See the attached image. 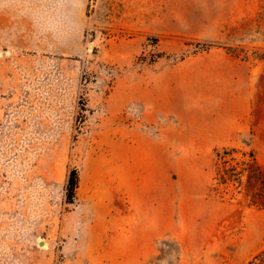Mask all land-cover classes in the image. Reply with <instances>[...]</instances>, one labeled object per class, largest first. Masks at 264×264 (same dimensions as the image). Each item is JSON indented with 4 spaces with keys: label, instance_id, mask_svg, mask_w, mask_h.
Segmentation results:
<instances>
[{
    "label": "rangeland",
    "instance_id": "obj_1",
    "mask_svg": "<svg viewBox=\"0 0 264 264\" xmlns=\"http://www.w3.org/2000/svg\"><path fill=\"white\" fill-rule=\"evenodd\" d=\"M80 3L65 48L0 35V264H87L112 235L147 264H264V208L212 181L223 146L264 168V0Z\"/></svg>",
    "mask_w": 264,
    "mask_h": 264
},
{
    "label": "crops",
    "instance_id": "obj_2",
    "mask_svg": "<svg viewBox=\"0 0 264 264\" xmlns=\"http://www.w3.org/2000/svg\"><path fill=\"white\" fill-rule=\"evenodd\" d=\"M58 3L55 8L63 11L53 21H47L45 12L47 2ZM79 7L82 9L83 0ZM76 0H0V12L4 21L2 35L3 46L14 49H62L67 42L68 24L76 25ZM42 20L36 27V16ZM27 19V29L21 31L15 27ZM52 25L64 29L50 28ZM27 36L26 43L17 41L18 35ZM38 40V41H37ZM5 42V44H4ZM249 131V128L247 129ZM243 132L246 129L242 130ZM150 246V247H149ZM94 251H87V264H147L155 256V247L147 243L134 242L124 235H112L105 240L93 243Z\"/></svg>",
    "mask_w": 264,
    "mask_h": 264
},
{
    "label": "trees",
    "instance_id": "obj_3",
    "mask_svg": "<svg viewBox=\"0 0 264 264\" xmlns=\"http://www.w3.org/2000/svg\"><path fill=\"white\" fill-rule=\"evenodd\" d=\"M209 48V44L203 43L198 45L197 51H207ZM214 156V189H221L223 194L231 190L232 196L244 193L248 205L258 209L264 208V168L257 160L254 150L223 146L214 151ZM78 185L79 173L72 167L68 171L64 186L67 204L74 203ZM262 254L264 251L257 256Z\"/></svg>",
    "mask_w": 264,
    "mask_h": 264
}]
</instances>
